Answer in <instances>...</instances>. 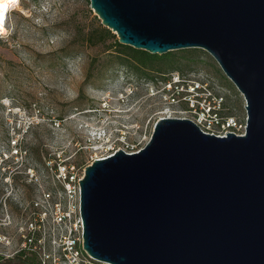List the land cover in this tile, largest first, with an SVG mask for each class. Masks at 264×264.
<instances>
[{"label":"water","instance_id":"1","mask_svg":"<svg viewBox=\"0 0 264 264\" xmlns=\"http://www.w3.org/2000/svg\"><path fill=\"white\" fill-rule=\"evenodd\" d=\"M118 44L206 51L244 99L243 136L162 118L80 182L83 248L107 264H264V0H89Z\"/></svg>","mask_w":264,"mask_h":264},{"label":"rangeland","instance_id":"2","mask_svg":"<svg viewBox=\"0 0 264 264\" xmlns=\"http://www.w3.org/2000/svg\"><path fill=\"white\" fill-rule=\"evenodd\" d=\"M4 24L0 214L7 200L11 216L8 226L0 222V234L11 243L0 244V264H27L14 253L18 223L29 220L40 186L52 185V164L86 167L112 152L142 150L159 119L191 117L190 85L222 97V117L246 122L242 95L206 51L157 55L147 70H136L119 60L118 37L89 0H21Z\"/></svg>","mask_w":264,"mask_h":264},{"label":"built area","instance_id":"3","mask_svg":"<svg viewBox=\"0 0 264 264\" xmlns=\"http://www.w3.org/2000/svg\"><path fill=\"white\" fill-rule=\"evenodd\" d=\"M184 82L186 83L182 81V84H185ZM186 91L188 93L185 102L188 103L185 104L192 112L189 120L198 126L202 133L217 138L225 137L227 134L244 135L246 122L240 123L235 118L220 115L222 97L212 96L204 86L201 88L199 85H190ZM172 100L173 103L178 102L176 97ZM86 167L67 162L51 165L52 185L48 188L40 186L35 199L29 205V220L26 222L21 220L18 223L20 234L18 240L21 242L15 254L23 253L25 256L33 257L35 264H107L93 259L83 248L80 182ZM1 205L3 209L0 222L5 227L8 226L11 213L6 207L7 200L2 201ZM10 243L9 238L0 234L1 245L6 246Z\"/></svg>","mask_w":264,"mask_h":264},{"label":"trees","instance_id":"4","mask_svg":"<svg viewBox=\"0 0 264 264\" xmlns=\"http://www.w3.org/2000/svg\"><path fill=\"white\" fill-rule=\"evenodd\" d=\"M108 34H109V31L105 30V35H108ZM116 46L120 49V52H118L119 60L120 59L122 60L124 58L126 61V64L134 68L136 67L135 68L136 70H138L139 68L143 70H147L149 67L147 63L153 62L157 58V55L152 56L146 53L145 51H141V50L135 51L128 46H124V45L121 46L118 43L116 44ZM17 257H19L24 263L35 264V259L33 257L25 256L23 253L19 254V256Z\"/></svg>","mask_w":264,"mask_h":264},{"label":"bare ground","instance_id":"5","mask_svg":"<svg viewBox=\"0 0 264 264\" xmlns=\"http://www.w3.org/2000/svg\"><path fill=\"white\" fill-rule=\"evenodd\" d=\"M20 1L21 0H6V3L8 4V7L6 8V10L3 13V19L0 20V33L1 34H6L7 30H6V26L4 24L5 22V18L7 17V15L11 12H14V10L19 9L20 6ZM167 118H171V114L169 113L167 115Z\"/></svg>","mask_w":264,"mask_h":264},{"label":"clouds","instance_id":"6","mask_svg":"<svg viewBox=\"0 0 264 264\" xmlns=\"http://www.w3.org/2000/svg\"><path fill=\"white\" fill-rule=\"evenodd\" d=\"M8 7V4L6 3V0H0V20L3 19V13Z\"/></svg>","mask_w":264,"mask_h":264}]
</instances>
